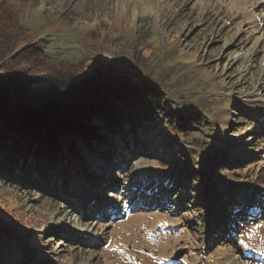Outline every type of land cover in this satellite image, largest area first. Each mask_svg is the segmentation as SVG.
<instances>
[{
	"label": "rangeland",
	"instance_id": "374dc122",
	"mask_svg": "<svg viewBox=\"0 0 264 264\" xmlns=\"http://www.w3.org/2000/svg\"><path fill=\"white\" fill-rule=\"evenodd\" d=\"M6 8L11 13L6 23L0 20V51L5 52L0 68L23 76L99 68L152 84L163 92L166 108L201 114L209 124L191 125L173 140L178 149L199 155L219 140H246L256 128L262 147L257 161L215 174L234 185L235 196L243 194L241 202L256 193L264 203V0H0V11ZM34 48L38 54L31 53ZM242 114L247 121H241ZM157 133L159 127L147 137L145 155L130 165L124 146L113 170L102 169L108 177L99 179L97 199L98 180L85 183L75 170L77 182L65 185L74 194L67 196L85 194L86 211L61 193L53 196L0 178V218L21 234L33 258L45 256L50 264H264V208L235 237L211 243L215 234L223 238L208 188L207 176L214 172L197 164L200 179L176 197V180L184 173L171 168V152L159 146L170 132ZM61 135L60 147L67 152L70 137ZM89 145L82 157L99 174L101 148L91 139ZM194 160L189 157V166ZM159 187L163 193L175 191L168 199ZM102 203H122L123 209L112 219L110 210H99ZM122 210L124 216L117 218ZM199 211L209 215L207 231L200 228ZM176 254L180 257L173 259Z\"/></svg>",
	"mask_w": 264,
	"mask_h": 264
},
{
	"label": "trees",
	"instance_id": "16d2710c",
	"mask_svg": "<svg viewBox=\"0 0 264 264\" xmlns=\"http://www.w3.org/2000/svg\"><path fill=\"white\" fill-rule=\"evenodd\" d=\"M10 13L8 8L0 11L1 24L6 23ZM0 34L3 38L4 33ZM39 51V48H34L31 53L38 54ZM4 54V50L0 51V59ZM10 69L0 68V178L3 181L6 179L13 183H24L36 191L53 196L61 193L63 196L60 198L65 201L74 199L71 205L86 211L89 209L90 200L85 194L67 196L74 194L69 193L65 185L67 182H77V177L73 176L75 170L80 173L78 177L82 176L85 183L98 180L95 185L98 192L93 194V188V191L87 192L97 199L101 192L99 179L103 182L108 177L104 176L102 169L109 167V171H112L124 148L128 151L126 165L145 155L147 137H152L151 133L159 127L162 133H157V137H162L164 132L171 134L170 139L159 142L160 147L171 152L173 159L168 164L171 168H176V173H184L180 176L181 181L176 180V197H179L180 190L190 187L192 180L195 182L200 179L197 164L205 163L209 172H214L215 176H207L210 179L208 188L210 200L214 202L213 208L217 211V231L223 238L215 234L211 237V243H225L226 239L235 237L245 221H250L264 208V203L258 201L256 193H253V198L248 203L241 202L240 197L243 194L237 193L235 196L232 193L234 185H229L228 180L217 178L215 174L224 168H232L233 165L246 168L250 162L257 161L262 147L256 141V128L246 140H219L210 148H202L199 155V151L178 149L173 140H176L175 136L179 132L192 129L191 125L204 127L207 122L201 119V114L192 116L190 113L166 108L163 92L152 84H138L125 75H115L110 70L101 71L99 68L83 74H77L75 69L67 70L62 76H23ZM244 117L247 116H240L241 121ZM103 126L107 133L102 129ZM62 131L70 137L67 152L60 147L63 143ZM108 134L116 135L119 141L108 138ZM157 137L153 136L151 140L155 143ZM79 139L82 145L78 143V147L76 141ZM90 139L96 141L101 148L99 153L102 154V160L99 162L102 165L99 174L82 157L83 149H90ZM130 140L136 150H133V146L129 147ZM138 148L142 149L141 154L138 153ZM207 150L210 151L207 153ZM30 156L34 159L32 163L28 161ZM191 156L197 161L194 160L193 165L189 166ZM171 175L174 177L173 173ZM255 187L253 185L251 188ZM175 188L164 193L160 187L158 189L161 191L160 195L168 193L169 199ZM172 202L173 199L169 200V206ZM100 206V211L110 210L109 214L123 209L122 203L114 207L106 203ZM198 215L201 230L207 231L208 213L201 214L199 211ZM122 216L124 211L117 218ZM112 217L115 218L116 214ZM26 244L21 234L8 221L0 218V264H50L45 256L41 259L33 258V251Z\"/></svg>",
	"mask_w": 264,
	"mask_h": 264
},
{
	"label": "water",
	"instance_id": "95a60500",
	"mask_svg": "<svg viewBox=\"0 0 264 264\" xmlns=\"http://www.w3.org/2000/svg\"><path fill=\"white\" fill-rule=\"evenodd\" d=\"M180 254H176L175 256H174V258H179L180 256H179Z\"/></svg>",
	"mask_w": 264,
	"mask_h": 264
}]
</instances>
